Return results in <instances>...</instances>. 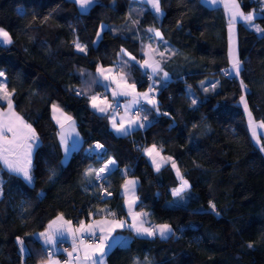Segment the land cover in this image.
Masks as SVG:
<instances>
[{"label":"trees","instance_id":"obj_1","mask_svg":"<svg viewBox=\"0 0 264 264\" xmlns=\"http://www.w3.org/2000/svg\"><path fill=\"white\" fill-rule=\"evenodd\" d=\"M170 2L160 0L157 15L140 0H97L87 11L73 0H0V27L13 40L0 44L3 82L13 92L14 111L38 136L31 184L0 164V264H21L18 237L27 249L23 264L47 258L35 233L56 215L73 224L109 213L123 219L119 187L126 177L136 179L133 206L148 213L146 224L166 223L175 234L161 239L121 230L127 241L108 250L105 264H264V140L258 145L250 136L240 103L244 95L253 119L264 121V35L236 23L241 71L239 77L226 75L231 66L220 7L186 0L176 24L167 28ZM237 2L244 13L255 10L254 23L264 28L259 0ZM76 42L86 53L76 50ZM146 47L160 63L156 76H168L158 80L155 106H139L141 116H148L145 127L115 135L106 116L88 107V96L101 89L95 70L115 66L143 90L149 74L136 60ZM53 104L72 117L80 138L65 160L50 115ZM92 142L103 145L98 156L83 152ZM153 144L162 157H171L159 171L143 155ZM109 157L116 163L103 182L94 173L85 177ZM173 161L188 182L183 201L172 195L180 184L168 165Z\"/></svg>","mask_w":264,"mask_h":264},{"label":"snow or ice","instance_id":"obj_2","mask_svg":"<svg viewBox=\"0 0 264 264\" xmlns=\"http://www.w3.org/2000/svg\"><path fill=\"white\" fill-rule=\"evenodd\" d=\"M75 4L79 6L82 11H87L92 5L97 3V0H74ZM205 3L210 5H218L223 4L226 12L230 13L229 19V60L231 64L230 69L225 70V74L234 73L236 77L240 76L241 71V61L237 56V51L235 47V26L237 23V18L240 21H243L245 25L255 30L257 33L264 35V28H261L259 25L254 23V19L256 16L255 10L253 12H249L245 14L241 10L240 4L237 0H204ZM259 2L264 5V0H259ZM148 3L154 9L157 15L161 14V4L160 0H148ZM18 11H22L18 9ZM264 11V9H262ZM47 19V17H45ZM136 23V21H134ZM149 32L155 31L154 29H148ZM97 38H99L100 33L97 32ZM155 36L161 38V33L159 31H155ZM13 40L10 36L9 32L6 31L3 27H0V44L3 45H10L12 44ZM76 50L79 52L86 53V46L80 44L79 42L75 43ZM121 52L127 55L124 49H121ZM161 57L165 55L164 52L159 53ZM147 55V53H145ZM130 59H135L134 57H130ZM136 63L140 64L141 68H151L152 74L155 75L160 71V63L156 62L155 64L149 63L145 60L143 63H140L139 60H136ZM97 71L104 76V79H109V76L106 75V72H110L111 70L103 69L102 67H97ZM83 74V73H82ZM5 72L0 71V77H5ZM126 75V74H125ZM153 75H149L148 79L151 81L153 79ZM164 76L167 77L168 74L164 73ZM113 82L117 84V87L121 90L119 92L116 89H113V96L122 95V96H129L134 94V98L129 101L125 108L130 110L132 105L138 103V98H143L147 101V103L154 105L156 101L154 97L150 95L153 91V87L150 85L147 92L138 93L136 92V84L135 83H127L125 76H121L120 80H116L115 77H112ZM123 81V83H121ZM95 83V81H93ZM213 89L216 87L215 84L212 85ZM241 89L242 91L247 90V86L241 81ZM14 91V90H13ZM205 91H208L205 88ZM13 92L9 91L3 81H0V101H7V110H3L0 108V164L8 170L9 173L14 174L16 176H20L23 180L29 184L33 182V176L31 172L32 166V152L34 146H38V136L36 131L32 128V126L25 122V120L18 115L14 111L13 107V100L11 99ZM77 95H80L77 92ZM91 106L96 109L100 113H106L109 108H112V104H107V100H100V98L96 95H92L90 97ZM192 103L195 104L196 100L193 99ZM240 103L243 105L244 112L248 117V128L251 133L253 140L256 141L258 145H261V141L264 140V137L258 136L257 129L262 128L264 129V121L257 123L253 119L252 112L249 108L248 101L246 100L244 95L240 97ZM101 104H105L106 107H101ZM54 112H59L61 109L53 104L52 105ZM157 112L159 109L157 108ZM163 115H168V113H163ZM139 116V113H137ZM53 119L57 120V123L60 125L61 132L59 133L60 143L67 154L70 150H72L76 142L74 141L71 145L69 144V140L71 137L76 136L78 138V133L75 132V124L72 121L71 116H65L63 122L53 116ZM148 119L147 115H144L142 118H131L129 119L127 125L124 122V118L121 117L119 124L116 122L115 116L110 117V121L112 123L113 129L121 135H128L134 128V126H138L140 128L145 127L143 121ZM67 124V127L65 125ZM103 145L97 143L95 145V150H101ZM91 151V150H90ZM260 151L264 152V145H261ZM145 155H148L152 158V163L157 171L160 170V163L157 162L155 156H159L160 153L156 148V145L153 144L152 147L144 149ZM155 154V155H154ZM102 158V157H101ZM161 159L171 160V157H161ZM115 160L108 159L106 163H104L103 167L98 169L89 168L85 171V177H92L93 173L95 176L96 181L103 182L106 177L105 173L111 171L110 166L115 165ZM172 167L175 169L176 164L173 161ZM177 177L180 179L181 184L179 187L174 188L172 190V195L174 197H178L181 201L184 200V196L182 193L188 187V182L183 179L180 174L179 169H177ZM88 183H92L93 181L89 179ZM135 180H125L124 183V192H125V202L129 205V214L132 217V224L127 225V227L133 229L138 236H147V237H155L159 236L161 239H168L170 236L174 235L173 229L170 225L163 223V224H155L150 227L144 226L143 217L147 216L148 213H133L132 212V205L136 203L135 200ZM131 193L133 198L129 200L128 194ZM209 208L213 213L219 216V212L216 210L215 204L211 201L209 202ZM111 216H115V213H109ZM67 225V229L65 228ZM72 222L68 220H64L63 216H57L55 220H52L45 231L39 233V237L44 241L45 245H57L59 240L58 238H63L65 232L67 231L68 234L72 236V251H68V256L75 260L77 264H105V257L107 255L108 249H110L114 243H120L116 237L112 235L117 227H125L124 220H113L109 221H95L94 223L85 224L84 221L80 222V226L78 228H73ZM110 225V226H109ZM107 226V227H106ZM99 228L100 235L97 236L96 229ZM107 231V235L104 233ZM85 234L92 239L90 241H86L84 239ZM79 240V243H77ZM17 244L20 246L19 252L21 256V264H23V259L25 255H27V249L25 248V242L21 238H17ZM248 247H253V244L249 243ZM67 251V250H66ZM80 251L83 252V256L79 255ZM73 253H76L73 256ZM53 251L48 250L47 259L44 260V264H59L58 261L52 259ZM44 258H42L43 260ZM68 264V262H65Z\"/></svg>","mask_w":264,"mask_h":264},{"label":"crops","instance_id":"obj_3","mask_svg":"<svg viewBox=\"0 0 264 264\" xmlns=\"http://www.w3.org/2000/svg\"><path fill=\"white\" fill-rule=\"evenodd\" d=\"M140 1H144V2H146L147 6L150 8L151 12H154V13H155L154 9H153V8L151 7V5L148 3V0H140ZM201 1H202L203 4H205V5L208 6V7H220V9H221V11H222V14H223V16H224V18H225V20H226V54H227L228 65L231 66V64H230V60H229V55H228V53H229V19H230V13L226 12V10H225V8H224V6H223L222 3L213 6V5H210V4L205 3L204 0H201ZM185 5H186V0H171L170 5H169V6H170V7H169V11H168L166 17L163 19V26L168 28V27H171V26L175 25L176 22H177V20H178V16H179V14L183 11ZM245 14H247V13H245ZM238 21H240L239 18H237V22H238ZM234 31H235V30H234ZM234 38H235V37H234ZM146 48H147V47H146ZM145 53H147V55H145ZM154 57H155V56H154L153 52H152L149 48L144 49V50H143V57H142V60L140 61V63H143L145 60H147L149 63L155 64V62L153 61V58H154ZM139 67L141 68L140 64H139ZM102 68H103V69H106V70L110 69L111 71L105 73L106 75L109 76V79L105 80V79H104V76H102V75L97 71V69L95 70L96 81H97V83H98V84L100 85V87H101L100 91H103V92L106 93L108 96L112 97V98H113V102H112V103H113V104H119V106H120V111H118V112H114V111L112 110V108H109V109L107 110L106 113H100V112H98L96 109H94V108L91 106V100H90V97H91L92 95H95L94 93H92V94H90V95L88 96V107H89L93 112H95V113H97V114L105 115L106 118H107L108 127H109V129L111 130V132H112L113 134H115V135H119V136H121V134H118V133L113 129V127H112V123H111V121H110V117L114 115L115 118H116V122H117V124H119L121 117H123V118H124V122H125V124L127 125L128 121H129V119H131V117H129V115H128V111H129V110L125 108V105H127V104L129 103V101H131V100L134 98V94L129 95V96L117 95V96L114 97V96H113V89H116L117 92H119L121 89L117 87V84H116L115 82H113L112 77H115L116 80L119 81V80H120V77L123 76V75H122L121 73H119V71L115 68V66H106V67H102ZM141 70H142V71H145V72L148 73L149 75H153V74H152V69H151V68H141ZM157 76H158V77H157ZM157 76H156V74L153 75V79H152L151 81H150L149 79L147 80V81H148L147 86H146L143 90H138V89L136 88V92H138V93L147 92L149 86L151 85V86L153 87V91H152V93H150V95L153 97V96H154V93H155V91H156V86H157V84L159 83V81H162L163 79H165V78H164V77H165L164 75L159 74V75H157ZM158 80H159V81H158ZM0 81H3V77H0ZM121 83H123V81H121ZM127 83H129V82H127ZM129 84H130V83H129ZM138 103H139L140 105H141V104H148V105H150V104L147 103V101L144 100L143 98H138ZM138 103H137V104H138ZM137 104L132 105L131 108H133V107L136 106ZM6 106H7V102H5V105H4V107L2 108V109L5 110V111L7 110ZM100 106H101V107H106L105 104H101ZM131 108H130V109H131ZM50 115H51V119H52V121H53V123H54V125L56 126V129H57V138H58V142H59V145H60V147H61V151H62V159L65 160V159L67 158V156L69 155L70 151L76 149V148L79 146V144H80V138H79V136H78V138H77L76 136L71 137V139L69 140V144L71 145V144L75 141V142H76V145H75V147H74L72 150H70V151L66 154L64 148L62 147V145H61V143H60V137H59V133L61 132L60 125L57 123V120H56V119H53V116H55L57 119H59V120H61V121L63 122L64 117L67 116V115L64 114L62 111L54 112L52 107L50 108ZM65 127H67V124L65 125ZM139 128H140V127H138V126H134L133 130H135V129H139ZM247 129H248V132H249V134H250V136H251V133H250L248 127H247ZM75 132H76V130H75ZM258 132H259V133H258L259 135H264V129L261 128V129H259ZM76 133H77V132H76ZM259 135H258V136H259ZM251 137H252V136H251ZM149 148H150V147H149ZM145 149H146V148H145ZM143 155H144V157L146 158V160L148 161V163L151 165V167H152L154 170H156V168L154 167V165H153V163H152V158H150L148 155H145L144 150H143ZM154 155H155V154H154ZM161 157H162L161 155H159V156H155V159L157 160L158 163H160L161 166H163L164 164H167L168 161H166V159H161ZM109 158H110V157H109ZM109 158H108V159H109ZM108 159H107V160H108ZM110 159H112V158H110ZM107 160H106L104 163H106ZM104 163H103V165H104ZM103 165H102L101 167H103ZM168 165H169V167L173 170L175 176L177 177V174H176L177 170L174 169V168L172 167V163L169 162ZM114 166H115V165H114ZM114 166H111V169H113ZM177 178H178V177H177ZM125 180H135V181H136V179H134V178H130V177H126V178L123 179V181L121 182L120 187H119V196H120L121 199H122V200H121V203H122V206H123V208H124V210H125V217H124L123 219H117V218H114V217L111 216V215H106V216H102V217H98V218H88L87 220H81V221H84L85 224L94 223L95 221H98V220H99V221H105V220H106V221H109V222H111V221H113V220H124V221H125V227H122V228H121V227H117V228L115 229V231L112 233V235H113L114 237H116L118 241H120V243H114L113 246H115V245H119V244H123V243H126V241H127V235H126L125 233L121 232V230H126V231H128L129 233H131L132 235H134V236H138V235L135 233V231H134L133 229L127 227V225L132 224L133 221H132V217H131V215L129 214V205L125 202V199H126V197H125V192H124V183H125ZM179 182H180V184H181L180 179H179ZM136 184H137V183H136ZM180 184L176 185L174 188L179 187ZM135 187H136V186H135ZM174 188H172V190H173ZM127 198H128L129 200H131V199L133 198L132 194L129 193ZM132 212H133V213H137V212L143 213V212H141V211H137V210H135L133 205H132ZM57 216H60V215H56L55 217H53L51 220H49V221L45 224V226H44V228H43L42 230H40L39 232L35 233V237L37 238L38 243H39V245H40L41 247H46V248H48L49 250H52V251H54V252L56 253V255H55L54 257H52V259L55 260V261H58V260H57V257L59 256V254H58V252H57V250H56V245H55V246H53V245H45V244H44V241L39 237V233L45 231V229L47 228L48 224H49L52 220H55ZM142 219L144 220V226H145V227H150V226H152V225L146 224V222H145V217H143ZM64 220H68V221H70L69 219H66V218H64ZM81 221H79V222L76 223V224H73V223H72L71 226H72L73 228H78V227L80 226V222H81ZM109 226H110V225H109ZM67 227H68V226L65 225V228H66V229H67ZM106 227H107V226H106ZM96 233H97V236H99V235L101 234L99 228L96 229ZM104 234L107 235V231H106ZM85 236H87V235L85 234ZM144 237H147V236H144ZM157 237H159V236L157 235ZM159 238H160V237H159ZM58 240H59V241H63V240H72V236H71L70 234H68V232L66 231L65 234H64V236H63V238H58ZM113 246H112V247H113ZM108 250H109V249H108ZM107 252H108V251H107ZM79 255H80L81 258H82V256H83V252L80 251ZM46 259H47V258H44L43 260H41V261H39V262H37V263H35V264H44V260H46ZM65 262H68V264H77V262H76L75 260L70 259V258H67V259L65 260ZM65 262L62 263V264H65ZM59 264H60V263H59Z\"/></svg>","mask_w":264,"mask_h":264},{"label":"built area","instance_id":"obj_4","mask_svg":"<svg viewBox=\"0 0 264 264\" xmlns=\"http://www.w3.org/2000/svg\"><path fill=\"white\" fill-rule=\"evenodd\" d=\"M96 96H98L100 98V100H107V104H112L113 107H112V110L114 112H118L120 111V106L119 104H113V98L108 96L106 93H104L103 91H100V90H97L95 91L94 93ZM140 104L134 106L133 108H131L128 112L129 114L131 115L130 117L131 118H137V119H140V108H139ZM137 113H139V116H137ZM128 114V115H129ZM144 124L146 125V122L143 121ZM144 128V127H143ZM98 142H92L89 146H86L84 149H83V152L86 153V154H95L96 156H98L102 151H103V148L101 150H95V145L97 144ZM91 150V151H90ZM111 167V166H110ZM84 239L86 241H90L92 238L91 237H86L84 236ZM77 243H79V240H77ZM72 247H73V244H72V240H63V241H59L58 244L56 245V250L59 254V257L57 258L58 262L59 263H64L65 260L67 258H70L68 256V251H72ZM41 250L42 252L45 254V256L47 257L48 256V248L46 247H41ZM67 250V251H66ZM56 255V253L53 251V256L54 257ZM76 253H73V256H75ZM72 259V258H70Z\"/></svg>","mask_w":264,"mask_h":264},{"label":"rangeland","instance_id":"obj_5","mask_svg":"<svg viewBox=\"0 0 264 264\" xmlns=\"http://www.w3.org/2000/svg\"><path fill=\"white\" fill-rule=\"evenodd\" d=\"M74 1V0H73ZM77 5V4H76ZM261 6L263 7L264 5H262L261 4ZM77 8H78V10H81L80 8H79V6L77 5ZM102 28V25L99 27V29L98 30H100ZM138 105H139V103H138ZM242 105V104H241ZM243 106V105H242ZM6 108H7V106H6ZM243 110H244V108H243ZM140 112V111H139ZM128 114H129V112H128ZM244 114H245V112H244ZM131 115L129 114V117H130ZM245 116H246V124H247V127H248V117H247V115L245 114ZM140 117H142L141 116V113H140ZM257 123H259V122H257ZM259 129H261V128H258L257 129V132L259 131ZM259 133V132H258ZM259 135V134H258ZM256 142V141H255ZM2 165V167L8 172V170L3 166V164H1ZM18 177H20V176H18ZM22 180H23V178L22 177H20ZM24 181V180H23ZM25 182V181H24ZM26 184H28L29 185V183H27V182H25ZM60 264H62V263H60Z\"/></svg>","mask_w":264,"mask_h":264},{"label":"clouds","instance_id":"obj_6","mask_svg":"<svg viewBox=\"0 0 264 264\" xmlns=\"http://www.w3.org/2000/svg\"><path fill=\"white\" fill-rule=\"evenodd\" d=\"M141 118H142V117H141ZM106 160H107V159H106ZM106 160H105V161H106ZM105 161H104V162H105ZM104 162H103V163H104ZM103 163L100 165V167L103 165ZM100 167H99V168H100ZM111 170H112V169H111ZM105 174H107V173H105ZM105 174H104V175H105Z\"/></svg>","mask_w":264,"mask_h":264}]
</instances>
